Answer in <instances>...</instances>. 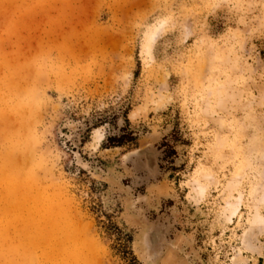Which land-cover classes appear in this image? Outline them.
<instances>
[{
  "label": "rangeland",
  "instance_id": "1",
  "mask_svg": "<svg viewBox=\"0 0 264 264\" xmlns=\"http://www.w3.org/2000/svg\"><path fill=\"white\" fill-rule=\"evenodd\" d=\"M0 221V264H264V0H0Z\"/></svg>",
  "mask_w": 264,
  "mask_h": 264
},
{
  "label": "trees",
  "instance_id": "2",
  "mask_svg": "<svg viewBox=\"0 0 264 264\" xmlns=\"http://www.w3.org/2000/svg\"><path fill=\"white\" fill-rule=\"evenodd\" d=\"M125 137H126V136L123 135V134H120V135H118V136H116V135L109 136L110 139H113V140H115V141H117V142L122 141Z\"/></svg>",
  "mask_w": 264,
  "mask_h": 264
},
{
  "label": "bare ground",
  "instance_id": "3",
  "mask_svg": "<svg viewBox=\"0 0 264 264\" xmlns=\"http://www.w3.org/2000/svg\"><path fill=\"white\" fill-rule=\"evenodd\" d=\"M13 221H14V220H13ZM0 222H1V221H0ZM8 223H11V220H8V221H7V224H8ZM1 226H2L3 230H5V229L7 228L6 224H4V223H2ZM49 230H50V229H49ZM12 250H13V249H12ZM73 253H74V252H73Z\"/></svg>",
  "mask_w": 264,
  "mask_h": 264
}]
</instances>
